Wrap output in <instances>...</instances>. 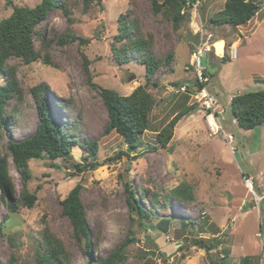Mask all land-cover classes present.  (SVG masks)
Instances as JSON below:
<instances>
[{"label":"rangeland","instance_id":"1","mask_svg":"<svg viewBox=\"0 0 264 264\" xmlns=\"http://www.w3.org/2000/svg\"><path fill=\"white\" fill-rule=\"evenodd\" d=\"M11 1L33 6L41 0ZM66 2L72 22L57 7L49 10L41 24L46 40H56L68 30L78 37L65 45L53 42L52 60L59 66L45 64L41 59L29 64L16 58L9 60L17 64V77L24 93L19 102L12 99L16 112L7 125L9 130L3 143L6 145L10 138L21 140L35 130L38 115L29 89L43 82L53 101L64 103L56 107L57 120L72 125L70 135L80 142L96 140L97 158L104 163L93 170L76 172L73 164L80 162L82 156L77 145L65 159H31L27 188L35 192L37 199L32 207H20L10 213L4 234H0V264H5L11 255L16 264H32L45 224L64 240L70 264H87L83 244L73 237L72 223L61 213L60 201L77 183L82 185L81 198L86 204L91 237L97 239L96 250L89 252L95 259L106 257L134 235L137 240L126 247L127 258L121 264H215L226 257H232V264H264V198L257 204L245 181L248 175L256 176L262 170L259 177H252L255 192L262 193L258 185L264 183V123L243 129L232 122L230 107L234 93L264 88V0H256L259 12L248 24L236 28L216 27L209 21L211 15L223 8L225 0H201L195 4L214 41L200 58L201 67L210 74L206 90L222 111L221 126L234 136L230 144L222 132L209 129L204 108L194 94L185 91L193 90L196 83L191 59L198 43L194 29L197 18L191 11L188 20L174 30L169 21L154 12L151 0ZM128 10L137 17L144 34H153L157 55H174L172 69L163 68L157 73L159 85L147 87L156 103L149 114L151 127L139 134L137 150L128 148L115 131L104 133L108 113L92 85L127 95L145 84L143 65L134 60L119 63L112 55L119 16ZM11 11L7 0H0V20ZM227 43L238 45L237 58H230ZM222 51L229 57L226 62L219 56ZM4 82L0 74V85ZM12 102L7 105V112ZM194 102L195 110L178 121L168 147H163L156 133L183 106ZM125 149L129 156L117 154ZM9 169L17 196L23 187L22 178L12 164ZM126 182L137 191L148 188L155 192L159 202L170 189L184 183L192 189L193 200L171 198L168 207L155 210L151 194L146 191L141 202L154 212L143 229L129 210ZM7 213L5 202H0V220ZM173 214L177 216L170 220L167 230H162L158 223L161 219L168 221ZM180 217L194 224L183 226ZM201 238L207 245L217 238L221 243L208 250L193 242Z\"/></svg>","mask_w":264,"mask_h":264},{"label":"trees","instance_id":"2","mask_svg":"<svg viewBox=\"0 0 264 264\" xmlns=\"http://www.w3.org/2000/svg\"><path fill=\"white\" fill-rule=\"evenodd\" d=\"M153 10L160 14L163 19L171 23L172 29H177L180 24L190 17V9L193 4L201 0H151ZM12 7L11 13L0 20V74L3 75L4 83L0 85V202H5L8 213L0 220V234H4L3 228L9 219L10 213L16 212L20 207H32L37 199L35 192L27 188V181L31 178L29 161L31 159H42L47 157L51 160L57 158H68L74 145L82 149L80 162L73 164L76 172L93 170L104 163L97 158L98 143L96 140H84L80 142L75 136H71L72 125L57 120L58 111L56 107L63 105L61 101H53L48 86L40 82L29 89L32 99L36 105L38 122L35 130L21 140L10 138L4 145V134L9 130L8 123L12 121L16 112L13 101L19 102L23 97V88L17 77V64L11 63V58L20 60L23 64H29L36 60H42L45 64L59 66L52 60L51 48L53 42L65 45L78 37L68 30L63 36L56 40L44 38L41 24L49 10L57 7L67 15L72 22L70 10L66 0H41L33 6L17 5L7 0ZM184 10V12H182ZM260 10L256 0H225L224 6L210 16L213 26L227 25L232 28L245 26ZM128 10L120 14L118 19V33L114 36L115 43L112 44L113 58L119 63L131 60L143 65L145 69V84L138 85L127 95H121L117 91L102 88L92 83L102 97L108 113V122L104 133L115 131L120 135L128 148L134 150L139 146V134L150 129L149 114L155 106L156 98L148 91V85L158 86L160 81L156 80L157 73L163 69H172L174 61L173 53L164 56L157 55L154 51L153 34L143 33L138 19ZM198 38V35H197ZM86 43L87 40L80 38ZM118 44V45H117ZM229 46L230 43H227ZM222 62L228 60L224 54ZM86 61V60H85ZM88 61H86V64ZM193 69V68H192ZM194 72V71H193ZM209 79V73L204 70ZM195 75V74H194ZM196 78V76H195ZM193 90L186 89L187 94H195L198 90L206 88L207 82L200 83L197 78ZM12 102L10 111L7 105ZM53 102L55 104H53ZM197 103L183 106L162 128L156 133V139L163 147L168 144L173 136V131L178 121L195 110ZM56 105V106H55ZM231 114L236 119L239 127L251 129L264 123V88L256 91L238 92L231 96ZM3 148L6 150L3 152ZM117 154L129 156L128 149L120 150ZM14 166L15 171L22 178L23 187L19 195H14L16 187L10 174L9 165ZM259 187V186H258ZM256 186V189H259ZM126 199L129 210L137 216L140 226L145 229V222L151 218L155 210L168 207V200L173 198L178 201L189 202L193 200L192 189L187 184H180L170 189L163 196L162 202L158 201V194L148 188H140L137 191L128 182L125 183ZM255 188V186H254ZM82 185L77 183L68 194L60 201L61 213L66 216L73 226V237L83 244V252L87 257V264H121L127 258L126 247L137 239L134 235L128 236L117 248L106 257L95 259L90 250H96L97 239H92L91 231L86 217V204L81 198ZM151 194L152 204L156 208L143 205L141 199H145V193ZM177 215L173 214L170 219H161L158 223L162 230H167L171 219ZM182 225L194 224L193 221L183 219ZM185 222V223H184ZM40 233L36 243L32 264H70V256L66 250L64 240L52 231L47 224ZM206 247L208 250L215 248L221 243L219 238L207 245L202 238L193 241ZM183 246V243L180 247ZM227 258V257H226ZM226 258H223L225 260ZM249 262L241 264H248ZM5 264H16L14 255L5 261Z\"/></svg>","mask_w":264,"mask_h":264},{"label":"built area","instance_id":"3","mask_svg":"<svg viewBox=\"0 0 264 264\" xmlns=\"http://www.w3.org/2000/svg\"><path fill=\"white\" fill-rule=\"evenodd\" d=\"M190 11H191L192 16L194 15V17L197 18V20H195V23H194V29H195V33L198 35V43L196 45L195 50L192 53L191 65H192V68H193V71H194V74L197 80L200 83H205L209 79H208V76H206L204 73L205 69L202 68L200 65V58L202 56L203 51L210 50L213 44L212 43L213 35L211 32H207L206 29L204 28V25L200 19V16L198 14L195 4L192 5ZM182 12H184V10ZM229 55H230V58L232 59L237 58L238 46L231 45L229 48ZM194 95H195L194 97L200 102L201 106L204 108L206 112V121L209 126V129L213 133L222 132L227 142L229 144L232 143L234 140L233 134L225 132V130L223 129V127L221 126L219 122V114L222 111L216 99L207 92L206 88H202L198 90ZM232 149L234 150V147H232ZM245 181H246L247 188L254 195L257 204H259L260 201L264 198V189L262 193L258 195L254 191L253 180L251 178L246 177ZM263 187H264V184H263Z\"/></svg>","mask_w":264,"mask_h":264},{"label":"crops","instance_id":"4","mask_svg":"<svg viewBox=\"0 0 264 264\" xmlns=\"http://www.w3.org/2000/svg\"><path fill=\"white\" fill-rule=\"evenodd\" d=\"M232 43H235V42H232ZM233 45H234V44H233ZM232 122H236L235 118H233V117H232ZM261 172H262V170H259L258 174L260 175ZM258 174H257L256 176H253V174H252V175H248V177H250V178H252V177H259ZM252 180H253V178H252ZM262 181H263V179H262ZM263 184H264V183H260V185H259L260 188H263Z\"/></svg>","mask_w":264,"mask_h":264},{"label":"water","instance_id":"5","mask_svg":"<svg viewBox=\"0 0 264 264\" xmlns=\"http://www.w3.org/2000/svg\"><path fill=\"white\" fill-rule=\"evenodd\" d=\"M238 93H234L236 95ZM215 264H232V257H227L225 260L221 261L220 263H215Z\"/></svg>","mask_w":264,"mask_h":264},{"label":"clouds","instance_id":"6","mask_svg":"<svg viewBox=\"0 0 264 264\" xmlns=\"http://www.w3.org/2000/svg\"><path fill=\"white\" fill-rule=\"evenodd\" d=\"M258 12H259V11H258ZM213 42H214V41H213ZM213 42H212V43H213ZM231 45H233V44H231ZM231 45H230V46H231ZM230 46H229V47H230ZM234 46H235V45H234ZM237 46H238V45H237ZM194 50H195V49H194ZM223 55H224V53H223V51H222V53H221L219 56L222 57ZM229 56H230V55H229ZM237 57H238V56H237ZM205 70H206V69H205ZM231 134H232V133H231ZM248 178H250V177H248ZM251 179H252V178H251ZM253 183H254V182H253ZM258 186H259V185H258ZM259 187H260V186H259ZM263 189H264V187L262 188V191H263ZM254 191H255V190H254ZM258 195H260V194H258ZM260 202H261V201H260Z\"/></svg>","mask_w":264,"mask_h":264},{"label":"bare ground","instance_id":"7","mask_svg":"<svg viewBox=\"0 0 264 264\" xmlns=\"http://www.w3.org/2000/svg\"><path fill=\"white\" fill-rule=\"evenodd\" d=\"M221 47H222L221 44H219V45H218V49H220ZM218 49H217V50H218Z\"/></svg>","mask_w":264,"mask_h":264}]
</instances>
